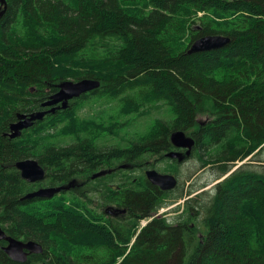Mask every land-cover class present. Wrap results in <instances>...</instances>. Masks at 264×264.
Listing matches in <instances>:
<instances>
[{
    "label": "trees",
    "instance_id": "obj_1",
    "mask_svg": "<svg viewBox=\"0 0 264 264\" xmlns=\"http://www.w3.org/2000/svg\"><path fill=\"white\" fill-rule=\"evenodd\" d=\"M172 1L0 0V228L43 247L21 262L2 240L0 264H264V172L233 170L264 147V0H183L169 13ZM206 35L231 42L189 53ZM85 78L101 86L10 138L18 114ZM176 130L202 166L229 173L208 198L148 180L149 168L178 174L166 156ZM27 158L43 180L22 177ZM181 199L175 220L157 215Z\"/></svg>",
    "mask_w": 264,
    "mask_h": 264
},
{
    "label": "water",
    "instance_id": "obj_2",
    "mask_svg": "<svg viewBox=\"0 0 264 264\" xmlns=\"http://www.w3.org/2000/svg\"><path fill=\"white\" fill-rule=\"evenodd\" d=\"M1 1L4 2V0ZM230 42V37L225 35H206L196 39L192 43L188 52H202L221 48ZM100 86L101 81L94 78H85L78 81H62L58 85V91L51 95L49 100L42 103L43 107H51L41 111L18 114V120L11 123L8 135L10 138H16L20 136L23 130L32 126L35 121L43 119L46 114L55 112L56 109L67 108L70 100L78 98L85 93L99 88ZM60 103L61 105H58ZM170 140L175 147L186 149L185 152L172 150L166 154V156L169 158H178L180 162L192 154L193 148L196 144L195 139L184 130L173 131L170 135ZM16 167L21 171L22 177L29 182L41 181L46 175L44 167L38 162V160L34 158H27L17 161ZM106 172V170L97 172L94 177L103 175ZM146 175L148 180L153 185L158 186L163 190H173L178 186V179L172 173H162L157 169L151 168L146 171ZM71 185H73V182H71L67 187H46L35 193L29 194V196L36 195L43 198H49L55 193H58L63 188H68ZM106 211L110 214H117L118 212H125L126 209L109 206ZM2 240L7 241V244L2 246V248L12 259L16 261H27L29 254L41 253L43 251V247L40 243L33 240L23 241L16 239L10 235H7L5 231L0 228V245Z\"/></svg>",
    "mask_w": 264,
    "mask_h": 264
},
{
    "label": "rangeland",
    "instance_id": "obj_3",
    "mask_svg": "<svg viewBox=\"0 0 264 264\" xmlns=\"http://www.w3.org/2000/svg\"><path fill=\"white\" fill-rule=\"evenodd\" d=\"M185 1L183 0H173L171 3L167 4L165 8L169 13L176 12L179 7L184 4ZM88 108L84 109L83 112H89ZM203 116V117H202ZM211 119V116L207 115H200V121H207ZM136 128H140L139 125H136ZM190 134V132H188ZM117 139H114L112 142H115ZM221 164V163H217ZM216 164V165H217ZM214 164H209L207 166H202L201 162L197 160L193 155L189 158L185 163H183L178 168V176H179V184H178V191H187L188 193L192 190L191 196H195L198 198H208L210 195V191L215 186L216 183L221 181L224 177L228 174L218 178V171L217 167ZM242 166L244 170H255L259 171L260 173L264 172V147L258 151H253L249 153L244 159H241L234 165L233 170L237 169L239 166ZM237 166V167H236ZM184 199L177 201L170 205H165L157 215H161L167 217L170 220H175L178 213L181 212L174 209L181 204Z\"/></svg>",
    "mask_w": 264,
    "mask_h": 264
},
{
    "label": "flooded vegetation",
    "instance_id": "obj_4",
    "mask_svg": "<svg viewBox=\"0 0 264 264\" xmlns=\"http://www.w3.org/2000/svg\"><path fill=\"white\" fill-rule=\"evenodd\" d=\"M190 135V134H189ZM192 136V135H191ZM174 146V145H173ZM173 150H177V151H181V152H185L186 151V149H184V148H177V147H175L174 146V149ZM172 151V150H171ZM192 153H193V151H192ZM192 155V154H191ZM189 156V157H186V158H184V160L182 161V162H180L179 160H178V158H176V159H173V158H171V159H173L177 164H178V166H181L183 163H185L189 158H191L192 156ZM149 169H151V168H149ZM155 169V168H154ZM162 173H169V172H162ZM172 174H174V173H172ZM176 177H177V179H178V184H179V176L177 175V174H174ZM177 188V187H176ZM188 192L187 191H185V194H187ZM187 197L188 198H190V197H193V196H191V194L190 195H187ZM109 206H113V205H109ZM108 206V207H109ZM108 207H106V208H108ZM113 207H115V206H113ZM106 208H105V211H106ZM126 212V211H125ZM125 212H118L117 214H110V213H108L107 211H106V213L107 214H109V215H114V216H117V215H120V214H124Z\"/></svg>",
    "mask_w": 264,
    "mask_h": 264
},
{
    "label": "bare ground",
    "instance_id": "obj_5",
    "mask_svg": "<svg viewBox=\"0 0 264 264\" xmlns=\"http://www.w3.org/2000/svg\"><path fill=\"white\" fill-rule=\"evenodd\" d=\"M220 5V4H219ZM89 43H90V41H89ZM92 43V42H91ZM90 43V44H91ZM97 43V42H96ZM112 44V43H111ZM87 45V44H86ZM102 47V46H101ZM91 49H92V47H91ZM103 50V49H102ZM91 51H93V50H91ZM78 60V59H77ZM203 117V116H202ZM40 122V121H39ZM237 167V166H236ZM151 218V217H150ZM149 219V218H148ZM143 220V219H142ZM144 221V220H143Z\"/></svg>",
    "mask_w": 264,
    "mask_h": 264
}]
</instances>
